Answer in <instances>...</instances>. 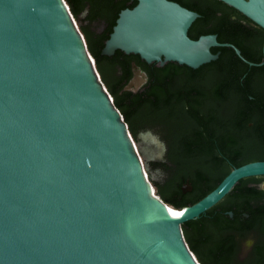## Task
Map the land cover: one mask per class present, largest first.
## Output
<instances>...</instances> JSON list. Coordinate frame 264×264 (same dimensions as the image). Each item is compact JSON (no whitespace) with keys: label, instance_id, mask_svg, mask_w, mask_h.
Masks as SVG:
<instances>
[{"label":"water","instance_id":"95a60500","mask_svg":"<svg viewBox=\"0 0 264 264\" xmlns=\"http://www.w3.org/2000/svg\"><path fill=\"white\" fill-rule=\"evenodd\" d=\"M135 1L102 54L192 68L217 58L210 46L240 55L191 39L198 14L179 3ZM219 1L264 29V0ZM132 72L123 90L135 92L147 77ZM260 175L264 160L247 162L191 205L165 202L66 1L0 0V264H201L182 224Z\"/></svg>","mask_w":264,"mask_h":264},{"label":"trees","instance_id":"16d2710c","mask_svg":"<svg viewBox=\"0 0 264 264\" xmlns=\"http://www.w3.org/2000/svg\"><path fill=\"white\" fill-rule=\"evenodd\" d=\"M65 1L74 18L79 21V28L85 37L101 80L128 124L133 138H136L139 132L152 130L154 127L155 103H158L161 109L159 110L161 119L166 117V107H176L183 102L194 104L202 101L218 102L223 106L229 104L231 107L235 104L237 121L234 123L232 116L223 115L221 118L227 117L233 124L221 125V134H264V63L251 66L241 60L232 48L227 47L225 48L227 56L221 55L216 61L220 69L218 76L214 78L206 76L200 82L190 80L186 85L184 97L176 95L168 97L170 93L168 84L158 86L154 82L150 65L138 55L126 54L122 50H116L112 55H104L101 52L118 13L124 8L133 7L136 4L135 0ZM207 1L213 5L228 6L219 0ZM175 2L182 6L187 5L184 0ZM241 16L260 30L261 37L250 45L242 46L236 42L237 46L242 49L245 59L258 63L264 57L261 51L264 44V29L246 16L242 14ZM132 60L141 64L147 72V81L136 92L123 90L132 75L130 67ZM244 71L245 76L242 75ZM192 90H197V94L193 95ZM251 103L255 104L253 111L250 109ZM249 120L252 121L251 126L247 125ZM190 140L173 143L165 141L166 159L169 163L166 161L163 165L152 163V170L159 166L166 167L163 172H157L159 179L153 182L156 193L176 208L193 204L211 191L226 175L223 171L211 173L195 168L197 158L193 157L195 150L189 148L192 142ZM260 159L264 160V157ZM244 180L238 181L228 194L199 217L182 224L185 239L201 264H237V262L264 264L263 244L257 245L253 255L242 261L236 258L234 252L232 232L237 225L229 216V212H232L236 218L243 211L249 214L245 226L241 227V232L256 229L264 234V204L253 206L248 203L249 199L258 197L261 192L246 187ZM184 182L190 183L192 189L184 191L181 188Z\"/></svg>","mask_w":264,"mask_h":264},{"label":"flooded vegetation","instance_id":"af4514ba","mask_svg":"<svg viewBox=\"0 0 264 264\" xmlns=\"http://www.w3.org/2000/svg\"><path fill=\"white\" fill-rule=\"evenodd\" d=\"M184 1L187 2V5L183 7L198 14L187 30V35L191 39H197L202 35H214L218 43L231 44L238 48L240 55L231 46L216 45L210 46L209 49L213 54L217 55V58L197 68H192L171 60H165L163 62L155 60L150 63L145 61L151 67L154 82L158 86L159 84H168V89H170L169 93L166 88V91L169 93L168 97L175 95L184 97L186 95V85L190 80L200 82L206 76L208 78L218 76L220 69L216 61L221 55L227 56V50H225L227 47L232 48L235 54L244 62H250L245 59L242 49L237 46V43L242 46L250 45L251 42L260 40L261 37L260 30L242 18V13L231 6L213 5L209 4L207 0ZM263 46L261 51L264 54ZM162 60H164V57H162ZM133 62L147 77L146 70L134 60L130 62L131 77L133 76ZM263 63L264 57L254 65H262ZM242 75L245 76L246 72L244 71ZM196 92L197 90H192L193 95H196ZM158 106V103H155L153 107L154 127L148 131L161 145L159 154L150 161L151 168H153L152 163H160V165H163L165 161L167 162V146L165 145V141L173 143L186 139H191L190 142H192L189 148L190 150H195L193 153V157L197 158L196 164L194 165L195 168L206 172L218 173L223 171L227 174L233 168L247 162L263 160L260 158L264 157V134H221V125L227 123L233 124L229 118H221L223 115L232 116L231 118H233L232 121L234 123L237 121L235 117V104H232L231 107L229 104L223 106L218 102L212 101H202L194 104L183 102L176 107H166V117H162L161 119L159 118V110L161 109ZM250 109L251 111L255 109L254 103H251ZM258 115L256 114V116ZM247 125L251 126L252 121L249 120ZM164 167L159 166L154 171L163 172L166 168ZM243 179H245L246 187L255 188L261 192L258 197L249 199L248 203L253 206L264 204V175ZM229 216L235 220V224L237 225V228L232 232L234 252L236 253V258L242 261L253 255L257 245H264V234L256 229L241 232V227L245 226V221L249 218V214L244 211L237 218L233 213L232 215L229 214ZM237 264L250 263L237 262Z\"/></svg>","mask_w":264,"mask_h":264},{"label":"rangeland","instance_id":"374dc122","mask_svg":"<svg viewBox=\"0 0 264 264\" xmlns=\"http://www.w3.org/2000/svg\"><path fill=\"white\" fill-rule=\"evenodd\" d=\"M79 25V21L75 19ZM135 144L139 150V153L142 157L146 173L153 183L159 179V173L155 172L150 167V161L153 158H156L160 151V142L155 139V137L149 132H139L137 137L134 138ZM155 188V186H154Z\"/></svg>","mask_w":264,"mask_h":264},{"label":"snow or ice","instance_id":"6c2138e0","mask_svg":"<svg viewBox=\"0 0 264 264\" xmlns=\"http://www.w3.org/2000/svg\"><path fill=\"white\" fill-rule=\"evenodd\" d=\"M169 211L171 212V215L174 217H180L184 214L183 212H175V211H172L171 209Z\"/></svg>","mask_w":264,"mask_h":264},{"label":"bare ground","instance_id":"6f19581e","mask_svg":"<svg viewBox=\"0 0 264 264\" xmlns=\"http://www.w3.org/2000/svg\"><path fill=\"white\" fill-rule=\"evenodd\" d=\"M172 209L176 210L175 208L171 207ZM177 211V210H176Z\"/></svg>","mask_w":264,"mask_h":264}]
</instances>
